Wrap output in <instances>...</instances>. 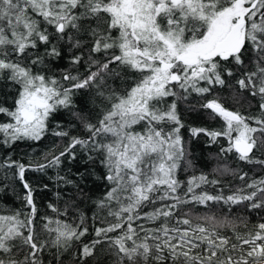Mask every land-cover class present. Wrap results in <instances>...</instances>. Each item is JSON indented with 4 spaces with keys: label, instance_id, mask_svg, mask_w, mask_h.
<instances>
[{
    "label": "snow or ice",
    "instance_id": "snow-or-ice-1",
    "mask_svg": "<svg viewBox=\"0 0 264 264\" xmlns=\"http://www.w3.org/2000/svg\"><path fill=\"white\" fill-rule=\"evenodd\" d=\"M0 205V264H264V0H0Z\"/></svg>",
    "mask_w": 264,
    "mask_h": 264
},
{
    "label": "trees",
    "instance_id": "trees-1",
    "mask_svg": "<svg viewBox=\"0 0 264 264\" xmlns=\"http://www.w3.org/2000/svg\"><path fill=\"white\" fill-rule=\"evenodd\" d=\"M53 139H55V138H49L48 140L41 142L39 144V146L37 147V152L43 151L47 146H49L52 143ZM20 151H27V149L24 148V146H21ZM207 151H208L207 149H204L202 151L201 145H196L194 148V153H195L196 157H198V158H200L202 156H206ZM0 206H2V205H0Z\"/></svg>",
    "mask_w": 264,
    "mask_h": 264
}]
</instances>
